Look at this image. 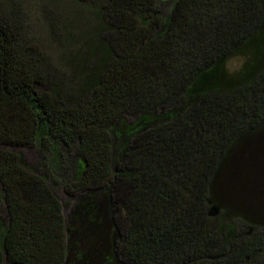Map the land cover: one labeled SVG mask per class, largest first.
<instances>
[{"label":"trees","instance_id":"1","mask_svg":"<svg viewBox=\"0 0 264 264\" xmlns=\"http://www.w3.org/2000/svg\"><path fill=\"white\" fill-rule=\"evenodd\" d=\"M33 1L68 67L46 68L24 10L0 0V264H255L264 0H73V18ZM18 147L74 150L64 203Z\"/></svg>","mask_w":264,"mask_h":264},{"label":"rangeland","instance_id":"2","mask_svg":"<svg viewBox=\"0 0 264 264\" xmlns=\"http://www.w3.org/2000/svg\"><path fill=\"white\" fill-rule=\"evenodd\" d=\"M5 6L4 8L7 10L12 5L17 8H21L24 10V16L26 19L23 23L25 31L28 32L31 36L32 43H35L40 49L43 51V57L46 62V68L49 70L53 69L57 75H59V72H67V67L64 63V60L58 59V55L55 52V43L52 38V33L54 29L53 22L48 19L47 15L43 12L42 8L36 7L34 5L33 0H5ZM61 6L66 12V15H70L71 18H73L75 15H84L86 14L85 8L82 6H79L76 2L73 0H60ZM164 5V10L168 8L167 3L171 0H159ZM48 10V9H47ZM55 13V12H53ZM93 21H90V25H93ZM84 24L77 25L76 27H71L70 32H74L75 34H82L88 30L87 25L83 26ZM67 34V33H66ZM243 60L240 57H232L228 64H227V71L229 74H236L240 71L242 68ZM14 153L20 154L24 162L27 163L29 167H31L36 173L42 174L44 176H48L50 180L55 181V185L53 187L56 189V194L59 200L64 203L66 201L65 196V189L66 185H68V181L65 180V175L63 174V170L66 168V165L70 162H77L79 159L77 154L74 152V150H71L69 153L64 154V156L69 157V161L66 162V160H58L55 156L50 155L48 158L50 160H46L44 157L45 153L43 150H40L36 147L34 148H27V147H18L14 148L12 150ZM56 160V161H55ZM56 165H58L61 170L58 171L56 169ZM63 169V170H62ZM0 217H5L2 204H0ZM255 264H264V255L259 256L257 262Z\"/></svg>","mask_w":264,"mask_h":264}]
</instances>
